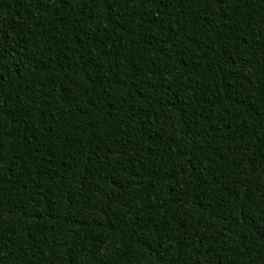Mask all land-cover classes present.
I'll use <instances>...</instances> for the list:
<instances>
[{
	"label": "trees",
	"instance_id": "obj_1",
	"mask_svg": "<svg viewBox=\"0 0 264 264\" xmlns=\"http://www.w3.org/2000/svg\"><path fill=\"white\" fill-rule=\"evenodd\" d=\"M0 264H264V0H0Z\"/></svg>",
	"mask_w": 264,
	"mask_h": 264
}]
</instances>
